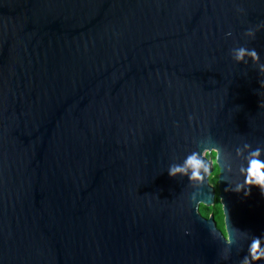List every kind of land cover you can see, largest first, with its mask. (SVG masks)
I'll use <instances>...</instances> for the list:
<instances>
[{
	"label": "water",
	"instance_id": "water-1",
	"mask_svg": "<svg viewBox=\"0 0 264 264\" xmlns=\"http://www.w3.org/2000/svg\"><path fill=\"white\" fill-rule=\"evenodd\" d=\"M260 24L264 0H0V264H239L167 170L264 146V74L231 57L264 62ZM228 186L202 191L264 235V195Z\"/></svg>",
	"mask_w": 264,
	"mask_h": 264
},
{
	"label": "clouds",
	"instance_id": "clouds-1",
	"mask_svg": "<svg viewBox=\"0 0 264 264\" xmlns=\"http://www.w3.org/2000/svg\"><path fill=\"white\" fill-rule=\"evenodd\" d=\"M261 29H264V24L248 28L244 35L249 40H254ZM231 57L237 64L247 65L251 61L259 72L264 74V62H261L260 55L254 48L235 47L231 51ZM260 85L264 88V82ZM167 171L172 178L186 177L194 190H201L199 194L193 192L190 204L204 220L212 221L209 208L212 210L220 208L219 215L216 216L214 223H210L209 230L215 239L222 240L224 244L221 253L223 260H229L233 246L243 248L246 245L245 254L239 264H264V235L256 236L235 228L229 222L222 197L212 195L206 198L202 191L205 186L215 190L224 181L229 185L225 192L250 197L252 189L256 188L264 195V146L253 147L249 143H244L242 147L235 149L233 156L211 136H206L199 141L198 150L188 153L182 163L170 165ZM226 173L229 177L235 176V181L226 180ZM208 199H211L212 203H209ZM217 201L222 203H216ZM185 235H191V232L186 229Z\"/></svg>",
	"mask_w": 264,
	"mask_h": 264
},
{
	"label": "trees",
	"instance_id": "trees-1",
	"mask_svg": "<svg viewBox=\"0 0 264 264\" xmlns=\"http://www.w3.org/2000/svg\"><path fill=\"white\" fill-rule=\"evenodd\" d=\"M217 195H218V191H217ZM216 203H220V201H217ZM208 211L210 212L211 215H214V217L216 218V216L219 215L220 208L216 207L215 210H212V208H209Z\"/></svg>",
	"mask_w": 264,
	"mask_h": 264
}]
</instances>
